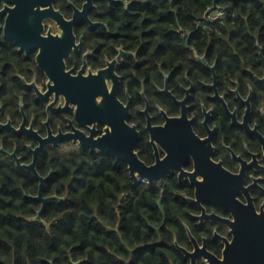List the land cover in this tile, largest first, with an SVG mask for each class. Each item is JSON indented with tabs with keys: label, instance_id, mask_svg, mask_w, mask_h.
Segmentation results:
<instances>
[{
	"label": "flooded vegetation",
	"instance_id": "obj_1",
	"mask_svg": "<svg viewBox=\"0 0 264 264\" xmlns=\"http://www.w3.org/2000/svg\"><path fill=\"white\" fill-rule=\"evenodd\" d=\"M44 1L0 0V157L35 178L37 195V175L47 178L44 194L54 173L50 151L114 157L138 185L160 193L163 223L177 225L168 238L178 264H264V0H213L198 22L202 43L189 44L193 32L185 31L186 44L167 45L161 55L158 44L100 41L111 33L108 18L141 0H53L66 20L76 18V44L23 39L24 28H37L16 17L48 9ZM42 26V36L60 33L56 18ZM128 105L136 152L150 168L136 179L129 164L81 141L107 135ZM100 106L102 121L94 114ZM87 109L92 115L82 114ZM34 202L40 208L29 220L49 225L43 215L51 201L41 219L43 202Z\"/></svg>",
	"mask_w": 264,
	"mask_h": 264
},
{
	"label": "trees",
	"instance_id": "obj_2",
	"mask_svg": "<svg viewBox=\"0 0 264 264\" xmlns=\"http://www.w3.org/2000/svg\"><path fill=\"white\" fill-rule=\"evenodd\" d=\"M212 2L136 1L115 19L108 18L111 33L100 41L158 44L161 55L167 45L186 44L183 34L190 31L189 44H201L204 32L198 22ZM219 35L213 31L210 39L219 42ZM47 154L48 171L54 173L44 195L63 198L52 200L44 211L49 225L29 220L40 208L26 196L37 195L35 178L0 157V264L18 257L31 264L39 258L55 264H71V259L82 264H178L181 254L168 238L177 225L163 223L155 188L138 185L114 157L88 150L79 156L55 150Z\"/></svg>",
	"mask_w": 264,
	"mask_h": 264
},
{
	"label": "water",
	"instance_id": "obj_3",
	"mask_svg": "<svg viewBox=\"0 0 264 264\" xmlns=\"http://www.w3.org/2000/svg\"><path fill=\"white\" fill-rule=\"evenodd\" d=\"M43 1V0H42ZM43 5H49L50 7L46 10H41L40 8L37 11H34L26 17V15L20 11L19 16L16 17V20L19 21V18H27V21L29 22L30 25L27 26H32L37 28L36 29H31L28 30V28H24L19 34L23 37V39L26 37V40L34 42L35 44H76V35L74 34V25L77 23L76 18L72 20H66V18L59 12L55 11L53 8V0H46L42 2ZM216 7V4H215ZM47 18H56L57 22L60 24V33L57 35H52L51 32L47 36H42L41 32L43 31V26L42 23L44 19ZM19 41V40H16ZM83 42V39H82ZM82 44V43H81ZM67 56V55H65ZM102 72H100L101 74ZM89 108V106H88ZM91 109H87L84 111L82 114L85 116L92 115ZM94 114L96 116H101V121L103 120V107L100 106L98 109L94 110ZM130 114V106H126L124 109V113L120 119H116V121L112 122V129L110 132L102 136L98 139H84L81 140L82 144L88 148H90L92 151H100L104 154H109L112 153L115 155L119 160H122L129 164L130 167V172H131V177L133 179H136V172L138 170H143L144 172H148V169L142 162L138 156V153L136 152V145L139 140V133L137 132L135 127H132L127 123V118L129 117ZM21 130H17L16 132H20ZM67 138H75L77 139L76 136L70 135ZM44 144L42 145L41 149L43 150ZM18 165L22 168H30L34 169V165L30 166H22L20 163V160L17 159ZM143 177H149L148 175H143ZM37 178L40 179L41 181V190L39 195L37 196H32L34 200H40L43 202V206L41 210L38 212V216L36 219H41V215L46 207V205L52 201V200H59L62 201L63 198H60L58 196H51V197H44L43 194V189L45 185V181L47 178H42L39 175H37ZM237 242V241H236ZM234 241L233 244H231L233 247L235 246ZM238 248V246H237ZM241 249V254L246 256L247 252V245L245 244L242 247V242L239 241V248L238 250ZM247 257V256H246ZM78 264V263H76Z\"/></svg>",
	"mask_w": 264,
	"mask_h": 264
},
{
	"label": "rangeland",
	"instance_id": "obj_4",
	"mask_svg": "<svg viewBox=\"0 0 264 264\" xmlns=\"http://www.w3.org/2000/svg\"><path fill=\"white\" fill-rule=\"evenodd\" d=\"M71 152H78V150L72 149V151H71Z\"/></svg>",
	"mask_w": 264,
	"mask_h": 264
}]
</instances>
